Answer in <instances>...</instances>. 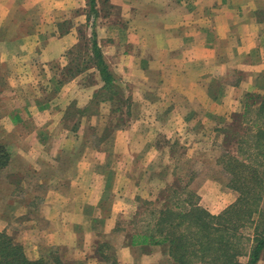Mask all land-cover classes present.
<instances>
[{"label": "crops", "instance_id": "1", "mask_svg": "<svg viewBox=\"0 0 264 264\" xmlns=\"http://www.w3.org/2000/svg\"><path fill=\"white\" fill-rule=\"evenodd\" d=\"M82 24L136 104L98 145L84 132L109 108L95 99L105 81L95 73L98 84L82 87L87 72L61 76ZM263 102L264 0H0V145L9 154L0 233L27 259L51 264H109L111 245L118 264L170 261L162 245H133L117 230L124 201L152 187L146 151L158 153L161 133L170 145L217 146L235 115L252 107L264 117ZM70 105L78 118L68 129Z\"/></svg>", "mask_w": 264, "mask_h": 264}, {"label": "rangeland", "instance_id": "2", "mask_svg": "<svg viewBox=\"0 0 264 264\" xmlns=\"http://www.w3.org/2000/svg\"><path fill=\"white\" fill-rule=\"evenodd\" d=\"M86 5L87 8H85V10L88 12V4ZM97 9L101 12L108 10L104 3L100 4ZM90 12L94 13L91 10ZM64 27L66 28L67 25H64ZM79 34V41L74 47V52H72L73 58L67 68L64 69L61 76L64 81H71L77 75L87 72V75L82 81L80 80V84L82 87H93L98 84L95 80V73L99 75L101 80H104V74L102 73L103 66L100 65L98 57L94 52L92 46L93 36L92 34H88V28H86L84 24L80 25ZM89 69L93 70L90 72ZM55 86L57 87V85ZM131 90L130 87L126 88L122 85L120 78H118L116 74L113 75L110 83L107 85L104 84V87H100L95 99H97V101L108 102L110 105H108V110L105 105H102L101 111L104 113L101 116L98 115L90 123V129L84 132V140H87L88 143L92 142L94 145L97 143L98 145L99 141L110 134L107 129H120L122 125L131 120L132 110L134 111L136 108V104L131 100ZM83 93H86V91H83ZM47 94L50 95V93ZM246 104H248V100H246ZM69 108H71L69 110L71 112L74 110V105H70ZM92 108V110L97 109L98 111L100 109L98 106L96 107V105H92ZM106 111L108 112L107 114ZM72 112L68 115L69 117H66L65 121V125L68 129L72 126L74 121H76V118H78V113L72 115ZM259 118L260 116L252 111L246 112L244 117L241 115L238 116L232 123L233 129H231V134L222 133V141L217 146L211 145L210 142H203L200 139L196 140V138H194L192 141L199 143L184 148L178 144L179 142H176V140H178L177 136L176 138L171 136L173 139H176L174 141L177 144L173 143L170 145L167 138L168 133L159 134V137L156 138V140L160 142L158 153L152 154V152L146 151L147 158L145 159V163H147L148 167V170H146V177L152 184V187L148 190L146 189L145 196H139L138 199L132 196L134 197L133 201L130 200L128 203L124 201V212H119L117 219V221H119V228L117 230L120 232L121 229L123 232L128 231L129 233H133L134 231L146 230L149 225L151 228L153 226L152 216L155 214L152 211H158L161 207L167 205L173 204L174 206H183V204L185 205L189 200H192L209 213L218 214L234 203L238 196V192L229 185V175L231 173L225 169V166L228 167L226 156L228 154H233L239 159H244L247 163H250L251 159L247 157V154H251L252 165L254 166H256L255 159L258 162L264 161V144L260 143L261 146L256 147L255 143L252 142L255 129L252 128L251 125L254 121L259 120ZM94 126L95 128H93ZM194 135L196 134L193 133V136ZM225 136H227V139ZM54 137H57L55 133ZM57 138L60 139L62 137L59 136ZM240 146H242V149L239 148ZM261 149L263 155H257ZM130 151L137 154L138 144L136 143ZM99 155L100 154H98V156ZM122 155L123 154H120V149L118 153L114 154V166L117 165L118 170H120L121 167L120 157ZM260 167L263 169L264 165ZM138 171L135 164L132 170L133 175L135 176ZM234 172L233 170V173ZM249 174L250 172L247 169L242 170V175L248 176ZM2 176H4V174H2ZM115 182L116 181L113 180V183ZM119 182L120 180L117 181L118 184ZM230 193H235V198L231 203L227 204V201L232 199L230 198ZM117 206L120 207V202L117 203ZM259 206L263 212L264 190ZM263 224L264 212L260 215H258V213L254 214L253 221H247L245 225L240 228L241 233L244 235V238H246L247 253L238 257V264H249L248 252H250L251 246L254 244L252 238L255 235V226L261 229ZM2 232H5V234L9 236L6 231ZM112 239L115 240L116 237ZM109 240L110 239H106V243H108ZM105 250L110 257L109 264H118V251L115 246L111 245L110 248L106 247ZM159 261V264H177L173 260L163 261L161 259ZM146 264H157V262H147ZM256 264H264V249Z\"/></svg>", "mask_w": 264, "mask_h": 264}, {"label": "trees", "instance_id": "3", "mask_svg": "<svg viewBox=\"0 0 264 264\" xmlns=\"http://www.w3.org/2000/svg\"><path fill=\"white\" fill-rule=\"evenodd\" d=\"M92 46L100 65L107 85L112 81V74L104 64L100 48L93 41ZM258 109L264 108V102ZM256 108V109H257ZM255 109V110H256ZM254 108L249 107L246 112ZM258 113V112H255ZM234 116V120L238 116ZM233 125V124H232ZM255 129L252 142L256 147L264 144V117L252 123ZM231 129H233L231 127ZM231 129L225 133L231 134ZM227 139V136H225ZM241 144V143H240ZM242 149V146L239 147ZM257 155H263L262 149ZM225 169L229 175V185L238 192L234 203L218 214H211L192 200L183 206L167 205L158 211H152L153 226L143 231L131 233L130 242L133 245H162L170 259L177 264H238V257L247 253L246 238L240 228L247 221H253V215L262 214L259 206L264 190V161H256L252 165L251 159L247 163L236 155L228 154ZM9 158L6 149L0 145V167L4 166ZM247 169L250 174L242 175V170ZM233 170L235 171L233 173ZM249 255V264H256L264 249V224L261 229L255 226V235L252 238ZM0 264H51L45 259L29 260L21 252V247L14 244L5 232L0 233ZM55 264H59L57 259Z\"/></svg>", "mask_w": 264, "mask_h": 264}]
</instances>
